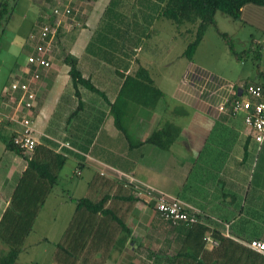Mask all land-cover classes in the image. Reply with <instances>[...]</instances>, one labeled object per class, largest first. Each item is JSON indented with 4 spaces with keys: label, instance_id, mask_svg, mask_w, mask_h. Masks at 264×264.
Listing matches in <instances>:
<instances>
[{
    "label": "crops",
    "instance_id": "1",
    "mask_svg": "<svg viewBox=\"0 0 264 264\" xmlns=\"http://www.w3.org/2000/svg\"><path fill=\"white\" fill-rule=\"evenodd\" d=\"M111 2L15 0L12 16L20 6L15 31L0 51V218L27 165L23 157L5 149L3 138L16 134L20 126L6 118L12 113V104L3 91L12 80L24 79L27 57L20 56L32 52L30 34L47 18L51 8L68 4L74 9L73 15L60 21L52 66L38 82L36 109L32 114L37 144L48 146L66 161L59 171L58 184L41 207L27 240L37 235L39 229L43 230L39 234L42 242L48 239L41 214L52 201L66 210L64 223L53 229L57 245L74 215L73 199L88 194L89 182L95 175L103 173L106 179L118 180L115 173L120 172L179 198L223 235L227 232L224 226L228 225L227 236L236 242L253 239L264 242V227L258 237H247L236 227L238 222L264 220V143L258 146L252 140L242 112L232 114L233 101L241 99L243 87L262 83L264 73L254 67L246 70L244 58L236 60L221 38L214 41V53L205 51L208 29L192 59L185 58L183 52L194 27L189 24L178 27L159 18L156 0H145L141 7H136L135 0H118L113 11L108 12ZM224 18L216 15L217 27L237 39L239 52L247 48L264 50V7L247 4L237 21ZM167 24L171 26V42L177 38L183 42L178 46V54L145 55L150 51L147 43L151 35L169 28ZM181 27L184 28L179 31ZM67 54L78 59L82 77L89 79L106 99L79 87L83 105L73 116L78 99L69 68L63 62ZM138 66L148 71L163 98L154 110L136 109L131 119H124V125L134 139L143 142L159 124L173 123L181 132L168 150L149 144L130 149L109 112V105L123 83L124 76L118 72L130 75ZM58 142L68 143L71 149L57 150ZM253 158L260 163L256 182L250 176L247 181L245 178L250 166H254ZM68 163L70 169L65 172ZM167 225L174 229L169 231ZM126 226L131 238L105 264H142L139 257L142 249L149 251L148 264H167L168 261H158L157 254L172 257L180 252L187 231V226L163 221L148 198L137 199L133 204ZM23 254L25 251L20 256Z\"/></svg>",
    "mask_w": 264,
    "mask_h": 264
},
{
    "label": "trees",
    "instance_id": "2",
    "mask_svg": "<svg viewBox=\"0 0 264 264\" xmlns=\"http://www.w3.org/2000/svg\"><path fill=\"white\" fill-rule=\"evenodd\" d=\"M143 1L145 0H135V3L141 7L144 5ZM117 4L118 0H112L108 12H112ZM247 4L264 7V0H158L155 6L159 18L178 27L184 24L194 27L183 52V56L188 60L192 59L206 30L212 27L228 46L231 55L240 61L248 51L235 50L232 36L220 32L217 27L216 15L237 21L241 9ZM14 7L15 0L0 3V28L3 31L4 24H9L12 18ZM63 62L69 68L68 75L74 95L78 99L72 116L83 105L79 87L106 100L104 94L89 79L82 77L77 58L67 54L63 57ZM118 74L124 76L123 83L115 101L109 105V112L115 126L122 131L129 148L149 144L161 150H168L181 132L173 123L159 124L143 142L134 139L124 125V119H131L136 109L154 110L163 98V93L154 85L148 71L142 66H138L133 74ZM259 85L264 87V81ZM15 136L16 134H13L3 138L5 149L23 157L27 165L0 218V245L3 247L0 248V264H18L38 213L58 184L59 171L66 161L65 157H60L44 144L35 145L32 152L25 155L26 150L13 143ZM137 199L124 181L95 175L89 182L88 194L73 199L75 212L61 241L56 245L52 264H105L112 254L121 251L126 241L131 238L126 220ZM186 229L180 252L172 257L157 256L158 261H168L167 264H264V255L248 248L247 244L252 240L246 243L236 242L208 226L205 221ZM207 236L216 241L217 245L207 244Z\"/></svg>",
    "mask_w": 264,
    "mask_h": 264
},
{
    "label": "built area",
    "instance_id": "3",
    "mask_svg": "<svg viewBox=\"0 0 264 264\" xmlns=\"http://www.w3.org/2000/svg\"><path fill=\"white\" fill-rule=\"evenodd\" d=\"M74 9L68 4L58 5L50 10V14L41 22L38 29L30 34L33 49L27 56V70L24 79L12 80L4 88L3 96L12 104V113L6 118L20 126L13 143L26 150L25 155L31 153L37 139L32 123L33 109L37 99V85L43 72L52 66L54 39L58 33L60 21L71 17ZM10 97H14L11 101ZM244 114V124L249 129L252 140L258 145L264 143V87L259 84H250L243 87L241 99L233 101L232 114ZM59 149H71L68 143L58 142ZM80 175L79 171H76ZM100 175H104L100 173ZM115 177L124 181L133 192L134 197L148 198L154 203V209L160 218L173 225L192 226L204 223L203 218L196 212L189 210L179 198L161 191L147 183L135 179L131 174L116 172ZM226 236L229 226H224ZM229 237V236H227ZM207 244L217 245L209 236L205 237ZM251 250L264 255V242L252 240L247 244Z\"/></svg>",
    "mask_w": 264,
    "mask_h": 264
},
{
    "label": "rangeland",
    "instance_id": "4",
    "mask_svg": "<svg viewBox=\"0 0 264 264\" xmlns=\"http://www.w3.org/2000/svg\"><path fill=\"white\" fill-rule=\"evenodd\" d=\"M5 0H0V3L3 2ZM158 0H156L157 2ZM128 5V4H127ZM126 5V7H128ZM138 5L136 4V7ZM20 10V6L16 9L15 14L12 16V21L9 22L8 24V28L6 29V24H4V31L3 29L0 28V51L1 49H3V44L5 43L6 39H10L13 36L11 35V33H13L15 30L13 28V26L15 25V23L17 22L18 16L17 13ZM220 15V14H217ZM225 17V16H223ZM219 19V18H217ZM224 19H227L224 18ZM169 28L166 29H162L159 30V32L157 33L156 36H154V34L151 35L150 39H149V49L150 51L146 52L145 55L148 56V54H154V53H161V54H168V55H172L175 56L178 54L179 48L178 46H180L181 44H183V42L179 41V39L177 38L176 41L171 42L170 40V33H169V29H170V24H167ZM184 27L179 28V31L182 30ZM157 29V28H156ZM3 31V32H2ZM208 38L206 41V50L205 51H210L211 53H214L216 47L214 44V41L218 42V39L220 38V36L215 32L214 28L209 27L208 30ZM221 40H219L220 42ZM234 41V46L237 49V52H239L240 50V45L237 41V39H233ZM181 42V43H180ZM236 43V44H235ZM181 50V49H180ZM248 54L245 55L244 60L246 63L245 69L247 70L248 67L252 68H256V70H260L261 72L264 73V50L260 51L258 50V48H254V50H249V48H247ZM250 51V52H249ZM62 52V51H61ZM54 53H55V46H54ZM53 53V55H54ZM137 53V51H136ZM145 53V52H143ZM65 53H62V55H64ZM25 56V57H24ZM27 57V53L24 52L23 55L20 56L21 59H25ZM11 101L14 100V97H10ZM253 163L254 166L251 167L250 166V171L247 172L245 174V178L246 181L248 180V177H251V180L253 182H256L258 179V175H259V171H260V163L257 162V158H253ZM258 164V166H257ZM69 165L70 163H68V165L66 164V168H65V172L69 171ZM166 186V185H164ZM253 190V189H252ZM262 190V189H261ZM263 191V190H262ZM261 191V192H262ZM78 193V191H76ZM66 210L65 208H59L56 206V204H54V202H48L45 205V208L42 212V216H41V220L42 218L45 219V227L46 230H44V232L46 233L45 238H48L46 241L44 239V241L42 242L41 237H39V234H41L43 232L42 229H39L37 231V235H34L33 237H31V239H28L26 242V249L25 254L21 255L20 258L18 259V264H52V256H53V252L55 250V246L58 241V239H56V237H53V229L54 228H60V226L64 223V217ZM54 218L57 219V222H54ZM263 219H264V215H263ZM43 223V222H42ZM44 224V223H43ZM233 224V223H230ZM237 230L241 231L243 230V233H246L247 237L249 236H260V231L262 230V228L264 227V220L263 221H252V222H238L236 224ZM167 228L169 231H172L174 228L170 227L167 225ZM230 228V227H229ZM42 230V231H40ZM48 230V231H47ZM0 248H3L0 245ZM149 251L146 249H142L139 253V257L141 260V263L143 264H148L146 262V260L149 257ZM153 256V255H151ZM157 256H160L159 254H157ZM164 256V255H162ZM122 261V260H121ZM26 262V263H24ZM163 262V261H161ZM128 263V262H126ZM123 263V264H126ZM139 263V262H138ZM119 264V263H118ZM129 264V263H128ZM161 264V263H160ZM165 264V263H163Z\"/></svg>",
    "mask_w": 264,
    "mask_h": 264
}]
</instances>
